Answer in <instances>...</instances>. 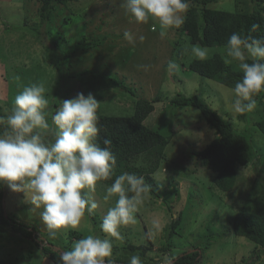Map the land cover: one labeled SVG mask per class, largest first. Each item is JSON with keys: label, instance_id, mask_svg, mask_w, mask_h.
Listing matches in <instances>:
<instances>
[{"label": "rangeland", "instance_id": "rangeland-1", "mask_svg": "<svg viewBox=\"0 0 264 264\" xmlns=\"http://www.w3.org/2000/svg\"><path fill=\"white\" fill-rule=\"evenodd\" d=\"M234 1L220 0L210 6L234 11ZM121 3L122 0H78L69 3L67 8L62 6L56 13L53 35L49 36L45 25L40 22L39 0H0L1 111L4 115L11 112L16 95L25 86L44 84L45 97L49 101L46 114L50 125L46 139L54 140L56 129L52 116L64 99L74 98L78 93L85 96L93 94L100 101L99 110L107 115L132 113L139 98L154 101L155 110L145 124L172 135L167 156L155 173L165 201L163 198V201L153 199L149 192L143 194V203L135 214V222L121 226L120 240L109 237L100 228L104 215L117 200L115 196L107 202L103 200L108 186L100 181L94 194L99 203L95 210L99 217L97 229L91 218L85 215L78 228L60 229L52 238L40 219L42 208L35 209L25 193L12 191L4 182L6 212L22 221L34 223L38 232L48 234L47 238L57 243L64 244L67 241L64 237L72 230L81 231L84 237L101 235L118 244H124V239L131 237L137 244L152 243V251L148 255L153 257L162 255L159 248L167 241L165 229L172 219L168 207L173 205L174 212L183 211V229H178L172 239L176 248L169 250L159 264H166L167 260L194 245L205 250L202 264H264V253L259 259L254 256L253 242L232 233L228 205L223 207V202L216 199L200 181V178L208 177L212 170L203 166L194 153L216 137V130L199 119L195 109L176 107L169 101L177 93L201 96L224 117L232 120L236 128L243 129L248 122L243 121L241 114L231 110L235 99L233 89L193 73L183 65L195 59L191 52L194 44L187 35H179L178 29L165 30V34L161 35L159 22L151 18L148 23L138 24L121 7ZM30 27L39 29L40 33ZM125 31L134 34V43L124 38ZM87 35L94 38L95 45L91 48L87 46V49L76 47V42ZM140 35L145 37L143 42L139 40ZM175 48L179 49L180 57H176ZM205 48L208 57L219 53L229 59L226 46ZM231 63L236 64V61ZM85 72L89 74L83 75ZM107 77L124 81L135 94L115 86ZM161 95L162 99L155 101ZM173 128L176 131L173 132ZM255 132L254 128L249 131L256 150L264 152V138ZM139 165L146 166L147 163L140 158ZM240 170L245 177L240 187L246 189L249 181L254 180L255 172L252 166ZM173 175L179 176L176 180L179 194L168 181ZM212 217L215 218V232L228 228L229 233L226 238L216 237L205 249L209 243L205 227ZM153 219L159 220L158 229L153 227ZM14 238L10 239L7 235L0 238L3 243L0 261L26 252L28 243L21 242L15 235ZM76 240L73 238L72 243ZM46 263L47 259L43 264Z\"/></svg>", "mask_w": 264, "mask_h": 264}, {"label": "trees", "instance_id": "trees-1", "mask_svg": "<svg viewBox=\"0 0 264 264\" xmlns=\"http://www.w3.org/2000/svg\"><path fill=\"white\" fill-rule=\"evenodd\" d=\"M74 1L78 0H39L40 22L45 25L46 33L49 36L53 35L58 9L62 6L67 8L69 3ZM218 1L220 0H190V7L185 13L184 23L178 28L179 35H187L192 44L204 47H225L233 33L264 36V0H235L234 11L210 6ZM253 24H260V29L252 32ZM34 30L40 33L39 29ZM93 45L95 43L91 35L84 36L76 42V47H83V49L89 48L87 46L91 48ZM179 52V49L175 48L176 57H180ZM225 59L223 55L216 53L204 61L195 58L188 65L185 63L183 65L193 73L214 79L234 89L235 83L242 79L243 72L239 69L238 62L236 64L225 63ZM248 62L253 61L249 60ZM86 74L89 72L83 73V75ZM107 79L126 92L134 93L124 81L112 77H107ZM254 98L257 100L255 110L240 116L243 121L248 122V125L243 129L236 128L232 120L224 117L201 96L177 93L169 101L176 107L195 109L199 119L206 121L211 128L216 130V137L202 150L194 153L203 166L212 170L208 177L200 178V181L204 182L205 187L210 189L216 199L223 202V207L228 205V209L231 211L229 222L232 233L253 242L255 244L253 254L259 259L260 255L264 253V152L256 150L249 131L254 128L264 138V92ZM161 99L162 95L157 96L155 101ZM1 110L0 106V116H5L6 114L4 115ZM154 110V101L142 98L135 102L133 112L130 114L107 115L98 109L101 131L95 142L100 147H104L103 140L111 139V150L117 158L113 177L106 181H100L102 184L110 186L120 174L135 173L143 176L146 184L151 186L149 194L153 199L162 200L161 188L155 173L167 156L166 151L172 141V135L168 136L145 124V120ZM5 127L6 125L0 124V134L4 132ZM172 130L176 131L174 128ZM140 158H143L147 163L146 166L139 165ZM251 166L255 172V178L249 181L245 189L240 187V183L245 178H243L240 169ZM178 177V175H173L168 180L174 185L176 194H179L176 184ZM128 195L133 194L128 193ZM163 200L165 201L164 198ZM174 207L173 205L168 207L172 219L165 229L167 241L159 248L162 255L151 257L148 254L152 251V243L137 244L131 237H126L124 244L123 242L122 244L112 242L117 264H129V258L132 255H138L143 264H159L163 261V256H166L169 250L176 248L172 240L174 235L178 233V229H183V211L174 212ZM86 215L91 218L97 229L98 214L95 212L94 215L87 213ZM214 219V217L210 218L205 227L209 242L205 249L209 248L213 239L216 237L226 238L229 233L227 232L228 228L215 232ZM4 235L10 239H13L15 235L20 238L21 242H27L29 247L26 252L0 261V264H43L45 259H47L46 264H61L59 252L71 250L73 238L78 240L84 237L81 231L72 230L68 232V235H64V240H67L64 244L57 243L47 238L48 234L38 232L34 223L22 221L8 214L5 209V185L4 182H0V238ZM2 245L0 240V248ZM204 251L203 248L194 245L191 249L183 250L169 261L167 260L166 264H202Z\"/></svg>", "mask_w": 264, "mask_h": 264}, {"label": "clouds", "instance_id": "clouds-1", "mask_svg": "<svg viewBox=\"0 0 264 264\" xmlns=\"http://www.w3.org/2000/svg\"><path fill=\"white\" fill-rule=\"evenodd\" d=\"M121 7L134 17L136 23L159 22L165 30L180 28L190 0H122ZM253 24L251 31L260 29ZM124 38L134 43L136 37L130 31ZM145 37L139 36L143 42ZM193 56L204 61L208 50L200 45L191 48ZM225 63L238 62L243 72L233 89L235 99L232 112L245 114L257 107L254 98L264 92V36L233 33L226 45ZM249 60L253 62H248ZM44 84L25 86L16 95L14 107L0 124L6 125L0 134V182H6L15 192L25 193L47 231L55 237L58 230L76 229L86 213L94 215L99 207L95 199L97 182L113 177L117 158L111 150L112 140L105 138L104 147L96 142L99 127L100 101L89 93L64 99L52 116L55 126L54 140H47L50 130L46 109ZM145 178L124 172L106 188L105 202L118 197L113 207L104 215L100 228L109 237L122 239L120 228L135 222V214L143 203V194L150 190ZM132 193L133 195H128ZM154 228L160 222L153 219ZM61 264H117L113 243L109 238L87 235L73 242L71 250L59 252ZM129 264H143L138 255L129 258Z\"/></svg>", "mask_w": 264, "mask_h": 264}]
</instances>
